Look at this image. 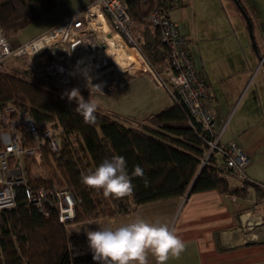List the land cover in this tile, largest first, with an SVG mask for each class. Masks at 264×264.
I'll return each mask as SVG.
<instances>
[{
    "label": "trees",
    "instance_id": "16d2710c",
    "mask_svg": "<svg viewBox=\"0 0 264 264\" xmlns=\"http://www.w3.org/2000/svg\"><path fill=\"white\" fill-rule=\"evenodd\" d=\"M59 1L0 0V30L7 39L18 35L38 19L41 12L51 10ZM165 1H127L132 20L143 23L144 35L150 38L144 45L136 43L137 50L160 78L161 69L170 68L169 51L157 30L151 34L148 15ZM235 3L243 9L240 0ZM145 45L150 49H145ZM28 74L7 71L0 64V112L7 105H13L32 118L40 133L56 129L59 143L55 152L43 145L36 156L26 157V185L15 187L13 207L0 210L2 264H101L92 259L87 236L70 235L68 226L100 218L107 222L110 218L133 213L141 205L181 198L188 192L189 196L217 190L241 197L245 196L247 188L253 187L264 196V183L250 177L252 182L245 180L242 187L231 190L230 170L216 153H211L207 163L202 165L209 151L208 142L216 132L214 127L204 130L179 98L175 97L169 106L143 121L124 118L97 106L92 123L76 111L74 99L69 100L67 94L33 80ZM114 154L125 157L130 175L136 165L145 173L143 177L132 175L133 191L122 196L86 185L82 179ZM34 166L43 172L33 173ZM40 187L69 191L74 200V217L70 222H60L55 208L45 215L27 201L25 189Z\"/></svg>",
    "mask_w": 264,
    "mask_h": 264
},
{
    "label": "crops",
    "instance_id": "0c3cea01",
    "mask_svg": "<svg viewBox=\"0 0 264 264\" xmlns=\"http://www.w3.org/2000/svg\"><path fill=\"white\" fill-rule=\"evenodd\" d=\"M92 1L60 0L20 32L18 46L46 34ZM176 1L170 18L187 42L198 77L207 85L206 105L215 118L214 131L221 134L222 143L236 144L248 157L246 175L264 183V97L258 84L264 78V51L245 33L241 17L234 22L221 18L220 11H216L219 6L224 9L220 0ZM227 4L232 10L231 3ZM148 25L152 34L155 29ZM144 31L143 23L132 20L130 34L135 44L144 45L150 40ZM129 48L141 58L142 70L133 68L131 77H121L120 89L102 95L80 85L72 86L103 110L143 121L173 102L168 86L172 71L162 68V78L158 77L137 48ZM145 49L150 46L145 45ZM230 185L233 191L240 188L235 181ZM232 196L217 190L195 192L187 198L141 205L135 212L107 222L113 228L137 218L168 224L186 247L178 255H170L166 264H264V196L253 187L247 188L245 196ZM147 264H157L151 253Z\"/></svg>",
    "mask_w": 264,
    "mask_h": 264
},
{
    "label": "built area",
    "instance_id": "2783aa9c",
    "mask_svg": "<svg viewBox=\"0 0 264 264\" xmlns=\"http://www.w3.org/2000/svg\"><path fill=\"white\" fill-rule=\"evenodd\" d=\"M176 4V0H166L164 4L152 9L148 19L169 51L172 73L168 86L172 96L181 100L189 113L200 121L204 130L210 131L214 127L215 118L206 105L207 85L198 77L187 42L170 18V11ZM131 23L132 17L125 0H93L88 6L71 13L46 34L16 49L0 30V64L11 57L26 56L33 62L43 61L39 67L35 66V70L55 76L62 84L80 85L87 91L108 95L123 86L121 76L112 74L91 81L84 73L80 75L77 67H87L80 62L90 57L89 54L95 57L99 50H107L109 46L105 39L113 35H118L127 46L137 48L130 34ZM106 27L107 33L104 32ZM35 42L42 44L30 47ZM92 85H100L101 91ZM14 111L5 107L0 112V210L13 207L16 200L15 187L26 185L22 159L35 156L43 145H48L55 152L59 143L56 129L49 128L40 133L29 115L23 113L13 119L11 116ZM220 138L221 134H216L208 142L209 151L202 165L207 163L211 153H216L230 170V184L235 181L237 186L242 187L245 180L252 182L245 173L248 157L236 144L222 143ZM26 140L30 143L25 144ZM25 196L28 202L36 205L45 215L55 208L62 223L70 222L74 217V200L66 189L27 188Z\"/></svg>",
    "mask_w": 264,
    "mask_h": 264
},
{
    "label": "clouds",
    "instance_id": "9594fccd",
    "mask_svg": "<svg viewBox=\"0 0 264 264\" xmlns=\"http://www.w3.org/2000/svg\"><path fill=\"white\" fill-rule=\"evenodd\" d=\"M92 86L101 91L100 85ZM67 96L69 100L76 101V111L86 121L95 122L94 113L97 109L95 100L89 98L86 100L77 88H73ZM132 175L143 177L144 169L136 165ZM132 175L127 169L125 157L114 154L82 179L86 185L122 196L133 191ZM86 236L88 247L93 254L92 259L101 264H147L149 253L155 257L157 264H166L170 255H178L186 247L185 242L168 224L149 222L143 218H137L115 228L105 226L88 230ZM3 255V250L0 249V258Z\"/></svg>",
    "mask_w": 264,
    "mask_h": 264
},
{
    "label": "rangeland",
    "instance_id": "374dc122",
    "mask_svg": "<svg viewBox=\"0 0 264 264\" xmlns=\"http://www.w3.org/2000/svg\"><path fill=\"white\" fill-rule=\"evenodd\" d=\"M219 1V0H218ZM242 7H238L235 3V0H220L222 5H224V9H221L219 6L216 8V11H220L221 18L223 17L227 20L230 19L233 22L235 19L238 20V17L242 19L243 28L245 29V33L248 34V37L254 38V41H257L259 49H262L264 51V0H240ZM227 2L231 3V6L233 7L231 10V7L227 4ZM198 9L199 5L197 3ZM209 6L208 4L206 5ZM238 11V13H234V10ZM213 17L217 18L218 16L213 14ZM20 34V33H19ZM18 35H11L8 37V41L11 44V46L16 49L18 47ZM20 46V45H19ZM130 47V46H129ZM128 50H121L117 54L111 56L109 60L104 59L102 56L98 58V63L95 57L83 60V63L87 66L86 68H82L78 65L77 71H79L80 75L84 73L87 77L90 79H96L101 76H109L112 74L124 77L125 75H133L135 73L133 68L141 69V58L137 55L135 51L129 48ZM130 52V53H129ZM131 54L135 57L131 56ZM81 60V61H82ZM140 60V61H139ZM103 61H107L106 63ZM43 61L36 62L31 61L26 56H20V57H11L10 59H7L4 61L3 64L5 66V69L7 71L9 70H16L19 73L25 74L29 77H32L33 80H40L50 86H53L57 88L61 93L67 94L70 92L76 85L75 84H62L58 82V80L55 78V76H51L49 73L45 71H39V74L33 73L35 69V66L39 65ZM97 63V64H96ZM34 64V65H33ZM82 64V63H81ZM102 64L100 67L99 65ZM131 68H130V66ZM33 69V70H31ZM142 70V69H141ZM33 71V72H32ZM264 78L259 79V86L262 89L260 94L264 97ZM75 85V86H72ZM85 88V87H84ZM86 90V89H85ZM87 91V90H86ZM80 95L83 96L86 100L90 98V96L84 95V93L79 90ZM89 92V91H88ZM6 108L14 109V114L11 116L13 119H16L19 114H23L20 111H17V109L13 105H7ZM38 153L35 154V156ZM27 158L22 159V169L24 171V161ZM30 159V158H28ZM43 169L37 168V166L32 167V171L42 173ZM264 171V169H262ZM264 174V172H263ZM263 182V181H262ZM105 226H109L104 218H100L98 220H90L86 222L81 223H74L70 226H68V233L70 235H76V234H84L86 235V232L88 230H95L96 228H103ZM2 259L0 258V264H2Z\"/></svg>",
    "mask_w": 264,
    "mask_h": 264
},
{
    "label": "bare ground",
    "instance_id": "6f19581e",
    "mask_svg": "<svg viewBox=\"0 0 264 264\" xmlns=\"http://www.w3.org/2000/svg\"><path fill=\"white\" fill-rule=\"evenodd\" d=\"M105 42L108 44V48H107V50H104V49H102V50H99L97 53H96V56H95V58H96V60H97V63L99 62L98 61V58L100 57V56H102L104 59H106V60H109V58L111 57V56H113V55H115V54H117L119 51H121V50H128V51H130L129 50V47L122 41V39L118 36V35H113L112 37H107L106 39H105ZM40 44H42L41 42H35V43H33V44H31L30 45V47H38V45H40ZM130 53V52H129ZM131 56L134 58V60H135V57L131 54ZM88 58H90V57H86L85 59H88ZM84 59V60H85ZM103 62H107V61H103ZM82 63V64H81ZM96 63V64H97ZM80 64L82 65V66H84L85 64L83 63V60L80 62ZM102 64H100L99 65V67L101 66ZM130 66V65H129ZM130 68H131V66H130ZM92 81V80H91Z\"/></svg>",
    "mask_w": 264,
    "mask_h": 264
},
{
    "label": "water",
    "instance_id": "95a60500",
    "mask_svg": "<svg viewBox=\"0 0 264 264\" xmlns=\"http://www.w3.org/2000/svg\"><path fill=\"white\" fill-rule=\"evenodd\" d=\"M104 32H108V27H106L105 29H104ZM108 35H110V33H108ZM188 194H189V192L184 196V198H187L188 197Z\"/></svg>",
    "mask_w": 264,
    "mask_h": 264
}]
</instances>
